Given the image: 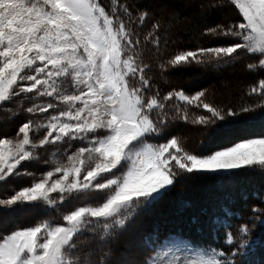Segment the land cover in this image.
I'll use <instances>...</instances> for the list:
<instances>
[{
	"label": "snow or ice",
	"instance_id": "1",
	"mask_svg": "<svg viewBox=\"0 0 264 264\" xmlns=\"http://www.w3.org/2000/svg\"><path fill=\"white\" fill-rule=\"evenodd\" d=\"M227 2L238 10L242 22L216 25L206 34L231 38L230 43L181 51L168 60L169 66L249 56L255 63H249L248 70L264 71V0ZM108 3L110 10L101 0H0V109L26 97L31 106L24 111L40 117L23 122L15 137L0 138V185L32 177L30 186L0 198V206L16 210L43 204L55 210L85 195L99 201L74 207L60 224L44 220L0 233V264H94L78 254L88 248L79 247L77 240L102 233L100 239L106 241L112 233L125 231L141 209L147 210L171 190L179 173L264 169V136L243 139L209 155L185 151L177 137L149 142L160 138L166 102L178 101L174 108L185 121L188 113L180 104L211 114L196 117L194 124L223 121L225 115L204 102L203 91L191 96L183 90L162 98L159 92L146 95L151 90L145 76L148 65L140 62V41L133 39L128 26L129 7L121 0ZM121 11L129 20L121 18ZM147 17L143 11L137 18L143 25ZM159 27L152 25L154 30ZM149 37L159 45L152 32ZM250 92L264 98V79ZM154 112L158 119H153ZM227 115L236 113L229 110ZM73 141L84 146L68 154ZM53 146H67L66 161L55 159L38 178L21 171L40 159L41 150ZM238 232L244 237L239 244L232 232L225 233V245L236 248L234 253L229 250L228 260L216 249L181 254L182 249H194L195 242L169 240L154 230L140 238L143 255L136 264H235L239 250L249 245L250 229L243 225ZM109 255L103 253L98 264H115Z\"/></svg>",
	"mask_w": 264,
	"mask_h": 264
},
{
	"label": "trees",
	"instance_id": "2",
	"mask_svg": "<svg viewBox=\"0 0 264 264\" xmlns=\"http://www.w3.org/2000/svg\"><path fill=\"white\" fill-rule=\"evenodd\" d=\"M101 3L106 10H110L108 0H101ZM121 3L127 4L131 13L128 26L133 32V39L140 41L137 47L140 62L148 65L145 76L150 81L151 90L146 95H154L156 92L162 95L176 89L188 93L207 89L212 95H217L223 105L234 110L242 100L246 103L248 96H251L248 95L247 87L264 78V71H249L246 68L247 62L255 63L249 56L245 60L236 59L226 66H216L208 61L179 68L168 65V60L183 50L230 43L231 38L206 34L207 29L216 25L227 27L242 20L238 10L227 0H121ZM143 11L148 12V17L141 25L137 17ZM120 15L129 20L122 11ZM154 23H159L158 30L152 28ZM150 32L159 39V45L152 42V37L146 39ZM250 122L208 131L193 126L188 129L180 120L167 117L166 123L159 125L160 138L150 142L160 143L170 136L183 134L190 137L192 143L199 141V151L208 153L250 135L248 129H245L249 126H264V118ZM212 176L192 173L176 180L171 190L155 203L170 212L169 217L159 220L157 225L153 224L149 233L158 230L167 236L176 234L191 242L217 248L227 255L229 250L232 252L236 249L225 245V232H232L237 243L240 239L239 227L247 225L250 232H253L258 223L249 218L256 215L254 210H264V173L217 175L213 180ZM29 208L31 206L26 209ZM30 210L32 219L28 223L44 221L53 213L45 205ZM220 217H227L228 224L216 229L215 219ZM258 227L262 230L258 234L256 248L249 255L239 250L235 264H264V226Z\"/></svg>",
	"mask_w": 264,
	"mask_h": 264
},
{
	"label": "rangeland",
	"instance_id": "3",
	"mask_svg": "<svg viewBox=\"0 0 264 264\" xmlns=\"http://www.w3.org/2000/svg\"><path fill=\"white\" fill-rule=\"evenodd\" d=\"M242 18V17H241ZM242 22V20L240 21ZM221 46H226V45H221ZM196 50V49H195ZM183 51H188V50H183ZM194 51V50H193ZM248 56H241L239 58H227V59H222V60H206L208 62H212L216 64V66H226L227 64L236 61V59H247ZM171 59V58H170ZM246 62V61H245ZM249 62L246 64V68ZM264 79V78H262ZM258 81L253 86H256L258 84ZM253 86L247 87V92L248 95H251L250 97L248 96L247 102L244 103L243 100L241 101L240 104H238L234 110L233 108H228V106L223 105L219 100L217 95H212L211 91H208L207 89L200 90L205 93V96L203 97L204 102L209 103L213 107L217 108L218 110H221V112L225 115V119L223 121L216 120L215 123L209 124V125H200V124H194L192 123V120L195 119L198 116L204 115V116H210V113H207L206 110H204L202 107H196L195 105L188 106L184 104H180L181 109H186L188 113V120L185 121L181 118L176 113V110L174 108V105L179 103L178 101H169L166 102V107H165V114L166 118L168 119H176L180 120L181 123L185 124L188 129L190 127H199V128H206L208 131H210L213 128L221 129L224 126H229L230 124H236V123H243V122H248L251 121L252 123L255 120H258L259 118H264V107H260L261 104H264V98L257 96L255 94H251L250 89ZM69 90H71L69 86ZM171 91H181V89H176V90H170ZM185 92V94L191 96L194 95L197 92ZM164 93L161 96V98L167 93ZM28 106H31V101L28 100L26 97L20 98L16 100L14 103H11L7 106H5L3 109H0V138H13L16 135V132L18 130V127L23 123L26 122L28 119H40V117H32L29 113L24 111V109ZM63 106H61V109ZM249 109V111L245 112L243 109ZM231 110L236 113L235 116H228L227 112ZM154 119H158L156 113L154 112ZM230 127V126H229ZM247 127V126H245ZM259 128H255V126H249L247 131L251 133L250 135H246L243 133L244 136L243 138L235 141L231 145L225 146L223 148L214 150H223L226 147L233 146L237 142H241L243 139H248V138H259L261 136H264V132L262 129H264V126H258ZM250 129V130H249ZM172 137H177L184 148L185 151H188L193 154H198V155H209L212 154L214 151L208 152V153H202L199 151L200 149V142H194L192 143L189 141V138L187 135L183 136L182 135H175V136H170L168 139ZM167 140V139H166ZM162 141L160 143L166 142ZM150 142V141H149ZM72 146L70 149H67L68 154H70L72 151H75L77 147L84 146L81 144L79 141H73L71 142ZM155 143V142H151ZM59 148V151L57 149ZM67 146H53L50 147L48 151H43L41 150L40 153V159L38 161H34L31 164H29L26 168H22L21 171H27V172H32L35 174V176L38 178L40 175L47 171L50 170L51 167H53V161L55 159L63 160L66 161V156H65V149ZM53 153H56L55 156H53ZM48 159V163L44 162V159ZM250 172L253 173H264V169H246V170H236L232 172H219V173H196V174H205V175H210L212 176L211 179L215 178L217 175H237V174H248ZM189 173H179L177 175L176 180H179V178L187 175ZM32 182V177L29 176H23L18 179H15L11 181L7 185H0V198H7L9 195L13 194L15 190H19L22 187L30 186V183ZM227 184V183H226ZM55 195V194H54ZM99 203V201H94L91 199L90 196L85 195L82 197L80 201H74L71 206H58L57 209L53 210V213L51 216H49L48 219L55 224H60L62 223V216L66 214L70 210H74V207H79V206H84L86 204H95ZM43 205V204H41ZM41 205L39 207H41ZM154 204L147 210L141 209L139 211V215H137L134 218L133 222H130L128 225L127 229L123 232L117 231L111 234L107 240H101L100 235L102 233H99L94 236H89V237H81L80 239L77 240V244L79 247H87V253H78L82 257L89 258L91 259L94 264H98L100 259L102 258L103 253H109V259L111 261H114L115 264H121V262H127V264H136V261H138L143 253L139 251L140 248V236H143L147 233H149L150 229L153 227V224H158L159 220L165 219L166 217H169L168 211L164 210L160 205ZM28 205L20 206L16 210H10V209H4L2 206H0V233L2 234H10L11 231L21 229V228H26V227H31L35 226L37 222L43 221V220H38L34 221L33 223H28L31 221L32 217V210L26 209ZM256 215H253L250 217V220H254V222L258 223L256 224V227L254 228L253 232H250V235L248 237L249 240V245L247 248L240 249V253L249 255L255 248L256 244L259 242L258 240V234L260 232L261 227H258V225L264 226V223H261L262 220H264V210H259L254 212ZM53 216V217H52ZM259 216V219L257 218ZM16 218V219H15ZM216 222V229L217 227L219 228L221 225L226 226L228 224L227 217H220L215 219ZM22 223L24 224L22 226ZM243 226V225H242ZM99 232V230H98ZM229 232L226 230L225 233ZM114 236V237H112ZM169 240L173 239H180L184 243H192L191 241L181 238L179 235H173L170 234L167 236ZM239 243H242L244 240V237L242 234H239ZM212 249H216L217 252H220L219 249L207 246L204 244H199V243H194V249H182L181 254H192L193 250L195 251H200L203 252L205 250L211 251ZM232 252H236V249L232 250ZM226 259L231 260L232 257L231 255L226 254ZM247 262H243L242 264H246Z\"/></svg>",
	"mask_w": 264,
	"mask_h": 264
}]
</instances>
